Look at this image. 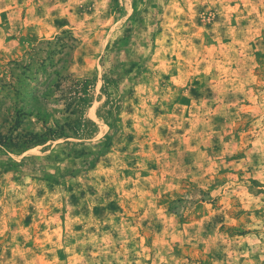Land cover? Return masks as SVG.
<instances>
[{"label":"rangeland","instance_id":"374dc122","mask_svg":"<svg viewBox=\"0 0 264 264\" xmlns=\"http://www.w3.org/2000/svg\"><path fill=\"white\" fill-rule=\"evenodd\" d=\"M0 264H264V0H0Z\"/></svg>","mask_w":264,"mask_h":264}]
</instances>
